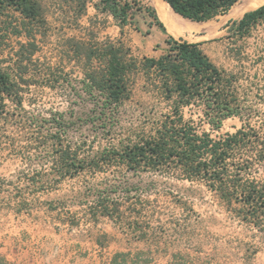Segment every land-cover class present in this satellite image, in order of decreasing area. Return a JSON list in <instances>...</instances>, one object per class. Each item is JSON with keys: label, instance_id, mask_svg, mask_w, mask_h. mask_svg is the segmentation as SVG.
<instances>
[{"label": "trees", "instance_id": "obj_1", "mask_svg": "<svg viewBox=\"0 0 264 264\" xmlns=\"http://www.w3.org/2000/svg\"><path fill=\"white\" fill-rule=\"evenodd\" d=\"M47 1L0 0V138L5 127L22 129L27 148L45 152L50 160V170L26 176V184L37 186L49 177L60 182L109 169L136 176L174 175L204 185L226 211L255 228L264 245V37L252 54L244 45L236 49L237 73L218 66L198 42L169 36L164 54L137 59L123 44L98 41L88 31L80 38H66L59 51L61 63L74 61L81 68L82 76L75 79L63 67H45L36 56L49 26ZM142 1L58 0L57 4L75 23L92 4L97 12L111 15L122 32ZM164 1L183 18L206 22L227 13L239 0ZM156 12L151 9L154 24L165 30ZM262 28L264 3L227 25L229 38L242 42ZM138 76L152 98L163 104L157 116L139 112L133 118L128 113L126 104ZM57 85L72 90L66 109L49 110L47 116L26 110V94L33 86ZM125 117L131 121L128 125L122 124ZM233 117L240 120L238 128L212 136ZM107 136V144L94 146L96 138ZM123 184L87 189L90 196L85 193L82 199L91 220H124L121 202L134 199L130 192L138 182L126 181L125 195L113 196ZM139 216L131 214L134 220ZM116 257L111 264H127L126 259L117 263Z\"/></svg>", "mask_w": 264, "mask_h": 264}, {"label": "rangeland", "instance_id": "obj_2", "mask_svg": "<svg viewBox=\"0 0 264 264\" xmlns=\"http://www.w3.org/2000/svg\"><path fill=\"white\" fill-rule=\"evenodd\" d=\"M243 2L239 0L234 7H241ZM57 3L48 0L45 4L49 26L36 56L45 67H63L75 79L82 76L81 68L74 61L61 63L59 51L66 38H80L88 31L98 41L110 39L123 44L137 59L164 54L169 36L198 42L218 66L237 73L240 63L236 49L244 45V50L252 54L264 37L262 28L245 42L229 38L227 25L243 13L231 16L228 11L207 21L192 36L176 37L157 25L149 33L155 21L151 9L156 12L150 0H143L140 9L132 10V23L122 32L112 25L115 21L111 15L97 12L92 4L75 23ZM148 89L138 76L126 104L133 118L139 112L157 116L163 109ZM71 93L69 87L60 85L33 86L26 94L25 108L47 116L49 110L66 109L68 99H73ZM130 122L125 117L122 124ZM239 126L237 117L228 118L219 131L211 134L233 132ZM204 129L209 130L207 125ZM24 134V130L8 126L0 138V264H111L116 255L117 263L126 259L127 264H264V245L256 229L226 211L201 183L168 174L136 176L123 169H109L79 173L60 182L49 177L37 186L26 184V176L49 171L50 160L45 152L29 150ZM107 138H96L94 146L107 144ZM126 181L138 184L130 192L134 199L121 202L124 220H91L87 202L82 199L83 194H90L87 189L122 182L113 194L121 197ZM136 212L140 213L138 220L131 217Z\"/></svg>", "mask_w": 264, "mask_h": 264}, {"label": "bare ground", "instance_id": "obj_3", "mask_svg": "<svg viewBox=\"0 0 264 264\" xmlns=\"http://www.w3.org/2000/svg\"><path fill=\"white\" fill-rule=\"evenodd\" d=\"M157 11L160 20L163 22L166 30L176 37L192 36L194 31L200 28L206 22H196L183 18L173 11V9L164 0H150ZM264 0H244L242 6L232 7L229 11L231 16L240 15L246 11L253 10L262 5ZM245 5V6H244Z\"/></svg>", "mask_w": 264, "mask_h": 264}, {"label": "crops", "instance_id": "obj_4", "mask_svg": "<svg viewBox=\"0 0 264 264\" xmlns=\"http://www.w3.org/2000/svg\"><path fill=\"white\" fill-rule=\"evenodd\" d=\"M112 25H113V26H117L115 22H114V23H112ZM155 27H156V25H155L154 23H152V25L149 27V28H150V31H149V33H151V32H152V30H153ZM163 38H164V35H163ZM163 40H164V39H163Z\"/></svg>", "mask_w": 264, "mask_h": 264}]
</instances>
